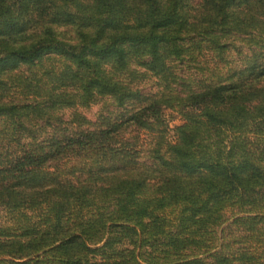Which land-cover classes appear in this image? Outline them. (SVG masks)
I'll return each instance as SVG.
<instances>
[{
	"label": "trees",
	"instance_id": "trees-1",
	"mask_svg": "<svg viewBox=\"0 0 264 264\" xmlns=\"http://www.w3.org/2000/svg\"><path fill=\"white\" fill-rule=\"evenodd\" d=\"M0 209V264H264V0H0Z\"/></svg>",
	"mask_w": 264,
	"mask_h": 264
},
{
	"label": "rangeland",
	"instance_id": "rangeland-1",
	"mask_svg": "<svg viewBox=\"0 0 264 264\" xmlns=\"http://www.w3.org/2000/svg\"><path fill=\"white\" fill-rule=\"evenodd\" d=\"M240 42V41H239ZM244 48L245 45H243ZM149 84H147L146 88H149ZM113 105L110 103V100L103 99L98 100L94 103H91L87 106H80L79 109L90 119L95 120L97 119L99 113H107L109 110L113 109ZM70 112L69 108L64 109V117H67ZM162 122L159 124L160 128V135L161 140L163 141H169L174 139V125L180 123L182 121L181 111L178 106H165L162 109ZM127 135H131V133L127 132ZM143 136V135H142ZM150 137V136H149ZM148 139L146 136H144V140ZM145 142V141H143ZM5 219V212L0 209V222H2ZM227 224V223H225ZM234 229V228H228L227 232H230L228 230ZM234 232V231H233ZM236 233V232H234ZM234 233H232L234 235ZM238 233V232H237ZM229 235V234H228ZM231 237V235L228 236V238ZM233 237V236H232Z\"/></svg>",
	"mask_w": 264,
	"mask_h": 264
}]
</instances>
